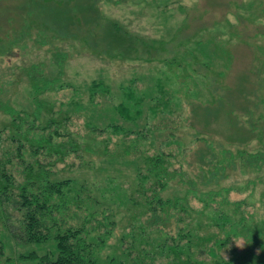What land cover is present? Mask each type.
<instances>
[{
	"label": "rangeland",
	"instance_id": "374dc122",
	"mask_svg": "<svg viewBox=\"0 0 264 264\" xmlns=\"http://www.w3.org/2000/svg\"><path fill=\"white\" fill-rule=\"evenodd\" d=\"M44 177L89 264H264V0H0V264Z\"/></svg>",
	"mask_w": 264,
	"mask_h": 264
},
{
	"label": "trees",
	"instance_id": "16d2710c",
	"mask_svg": "<svg viewBox=\"0 0 264 264\" xmlns=\"http://www.w3.org/2000/svg\"><path fill=\"white\" fill-rule=\"evenodd\" d=\"M59 20L60 18L55 20L54 24L56 26L60 25L62 31L66 30L67 24L65 22L61 24L58 22ZM68 183L69 180L55 182L44 177V180L40 183L36 179L29 180L23 187L25 194L22 204L33 207V213L25 226L26 239L45 241L51 237L53 227L58 228V234L55 237L58 254L56 257H52L51 254L46 253L41 257L40 264H89L90 262L88 255L91 250V244L86 240L84 233L87 232L88 227L85 224H90V227H93L91 223L95 214L88 212L83 214L80 209L75 211L65 205V202L60 197L64 194V186ZM35 185L38 187L34 188ZM78 204L80 208V203ZM81 204L83 205L82 202ZM62 206L69 218H65L66 214L64 215L59 211ZM104 217H107V215L104 214ZM75 220L78 222L72 223ZM101 223L99 221L98 224ZM37 256L36 252H30L21 257L35 258Z\"/></svg>",
	"mask_w": 264,
	"mask_h": 264
}]
</instances>
